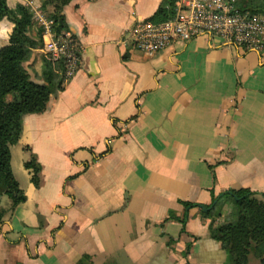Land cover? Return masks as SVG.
I'll use <instances>...</instances> for the list:
<instances>
[{
    "label": "crops",
    "instance_id": "1",
    "mask_svg": "<svg viewBox=\"0 0 264 264\" xmlns=\"http://www.w3.org/2000/svg\"><path fill=\"white\" fill-rule=\"evenodd\" d=\"M162 3L63 6L79 60L10 145L26 198H0V264H233L199 206L183 223L181 201L210 204L240 187L264 201V48L201 34L145 56L127 35L138 21L157 22ZM13 25L1 21L0 47ZM40 52L25 64L38 81ZM230 211L227 203L217 221ZM258 221L248 219L250 231Z\"/></svg>",
    "mask_w": 264,
    "mask_h": 264
},
{
    "label": "trees",
    "instance_id": "2",
    "mask_svg": "<svg viewBox=\"0 0 264 264\" xmlns=\"http://www.w3.org/2000/svg\"><path fill=\"white\" fill-rule=\"evenodd\" d=\"M70 1L52 0L55 9L49 16L53 19L52 28L56 34L66 27L62 10ZM175 8L176 0H163L152 19L164 21L174 14ZM243 10L264 15V0H247ZM6 18L14 25L8 44L0 47V198L7 195L16 206L25 200L26 195L12 169L10 145L21 137L25 115L43 112L50 97L64 88L65 62L63 58L52 61L43 53L41 79L33 78L25 64L34 51L43 46L44 27L40 26L32 35L34 18L30 7L18 4L11 8L7 0H0V23ZM9 94L13 95L11 100H8ZM27 165L32 166L34 174L38 175L41 166L35 159ZM256 194L257 191L247 187L229 188L214 195L212 202L204 207L182 200L183 223H186L189 211L199 206L202 217L210 220L211 236L219 238L233 264H239L240 259H246V264L256 259V264H264V201ZM227 203L231 204L229 216L217 221ZM3 214L0 208V219ZM250 218H259L252 231L248 225Z\"/></svg>",
    "mask_w": 264,
    "mask_h": 264
},
{
    "label": "built area",
    "instance_id": "3",
    "mask_svg": "<svg viewBox=\"0 0 264 264\" xmlns=\"http://www.w3.org/2000/svg\"><path fill=\"white\" fill-rule=\"evenodd\" d=\"M29 4H32L30 2ZM239 0H176L174 14L164 21L144 19L128 32L131 46L145 56L165 48L174 39H191L201 34L220 35L227 42L248 49L264 48V15L243 10ZM44 54L65 62V78L72 75L79 60L80 44L70 30L55 33L53 19L43 18Z\"/></svg>",
    "mask_w": 264,
    "mask_h": 264
},
{
    "label": "rangeland",
    "instance_id": "4",
    "mask_svg": "<svg viewBox=\"0 0 264 264\" xmlns=\"http://www.w3.org/2000/svg\"><path fill=\"white\" fill-rule=\"evenodd\" d=\"M36 1H38V0H29L27 2L28 3L32 2V4H29V5L25 4L26 6L30 7L31 11L33 12L34 25L31 27V30H30V33L32 35H35L36 32L38 31L39 27L42 26V20H44L43 18L48 19L50 17L49 16L50 12H48L49 10L47 9V6H48L47 4L53 3L52 0H50L48 2H47V0L46 1L42 0V2H36ZM19 4H21V3H19ZM43 53L44 52L37 53L39 61H41L42 69L44 66L43 60H42ZM41 74H42V72H41ZM36 76H38V75L36 74ZM40 77H41V75H40ZM12 96H13L12 94H9L8 100H11ZM257 262H258V260L256 259V260L251 261V263L249 262V264H256Z\"/></svg>",
    "mask_w": 264,
    "mask_h": 264
},
{
    "label": "water",
    "instance_id": "5",
    "mask_svg": "<svg viewBox=\"0 0 264 264\" xmlns=\"http://www.w3.org/2000/svg\"><path fill=\"white\" fill-rule=\"evenodd\" d=\"M201 207H204L203 205H201Z\"/></svg>",
    "mask_w": 264,
    "mask_h": 264
}]
</instances>
